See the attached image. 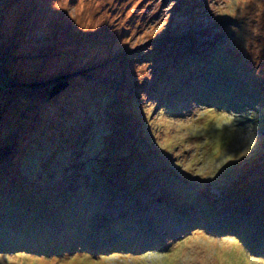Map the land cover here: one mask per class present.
I'll return each mask as SVG.
<instances>
[{
	"label": "rangeland",
	"instance_id": "374dc122",
	"mask_svg": "<svg viewBox=\"0 0 264 264\" xmlns=\"http://www.w3.org/2000/svg\"><path fill=\"white\" fill-rule=\"evenodd\" d=\"M0 53L70 80L0 95V264H264V0H0Z\"/></svg>",
	"mask_w": 264,
	"mask_h": 264
},
{
	"label": "trees",
	"instance_id": "16d2710c",
	"mask_svg": "<svg viewBox=\"0 0 264 264\" xmlns=\"http://www.w3.org/2000/svg\"><path fill=\"white\" fill-rule=\"evenodd\" d=\"M3 58V55H1L0 53V95H6V96H17V97H21L25 100H30L33 102H38V100H42V102H46L48 104V102H53L54 100H56V98L59 96V94H61V92H63L69 85L70 80H69V75L62 77V79H57L55 80V82L52 83H48V82H34V83H21L19 81H17L16 79H11L8 78V76H6L8 73L5 71V68L3 67V60H1ZM64 78V79H63ZM43 111L46 109L45 106H42ZM59 110V109H58ZM55 111V110H53ZM62 112V110H61ZM37 116V115H36ZM41 118V117H40ZM39 118V119H40ZM252 119V118H250ZM37 121V118H36ZM40 121V120H39ZM38 121V123H39ZM51 139V138H50ZM14 144V143H13ZM13 144H2L0 145V160L4 161L8 156H10L12 154V146ZM11 152V153H10ZM257 215V214H256ZM254 218H257L256 216H254ZM194 224V223H193ZM198 225V223H197ZM229 227H231L232 229H235L232 225H230ZM253 227V228H252ZM247 228L248 231L252 230L253 231V235H254V239L252 242H246V246L248 248H250V251L252 250V252L254 253H259L264 255V222L263 223H256L254 226L251 227H245ZM63 229V227H56L54 228L53 231H51V229H48V233H43L44 235L42 236H46L44 238H49L48 236L54 237L55 235H53V233H55L54 231H58L61 233V230ZM231 232V231H230ZM53 235V236H52ZM73 235V230H70V237ZM50 237V238H51ZM60 239H56V240H50V244H48V250L44 249L45 244L47 243V241L43 240L42 242L40 240L37 241L38 238H36L34 240L33 238V242L32 241H26L25 248L30 249V254H48V252H57V249H54L53 245H57V244H66V249H72V247L70 248V245H77L79 242H76L74 237H65L64 239H61V234H60ZM42 238V239H44ZM244 237H238L237 239H241ZM7 239L6 237L4 238H0V246H5L4 240ZM46 239V240H47ZM245 240V239H242ZM70 241L74 242V243H69ZM251 243V244H250ZM10 244V242L8 243ZM251 246V247H250ZM7 247V246H6ZM52 247V248H51ZM11 246H9L6 250V252H8V249H10ZM85 249V247H82ZM25 250V249H24ZM27 252V251H25ZM29 253V252H27Z\"/></svg>",
	"mask_w": 264,
	"mask_h": 264
}]
</instances>
